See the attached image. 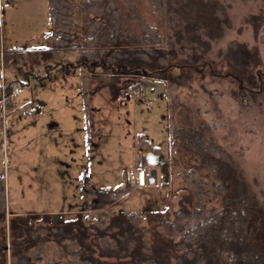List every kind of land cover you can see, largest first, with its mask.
<instances>
[{
	"label": "rangeland",
	"instance_id": "rangeland-1",
	"mask_svg": "<svg viewBox=\"0 0 264 264\" xmlns=\"http://www.w3.org/2000/svg\"><path fill=\"white\" fill-rule=\"evenodd\" d=\"M113 1L130 38H142L141 21H147L159 30L164 47L174 45L172 63L177 67L167 68L163 76L147 75L148 69L115 73L99 68L91 81L87 115L81 87L73 86L75 79L77 85L81 83L80 52L30 49L52 44L40 37L44 30H52L48 1L0 0V95L2 83L12 90L20 88L18 94L9 91L4 106L0 103V174L5 176L7 192L6 224L0 216L3 264H12L15 248L10 223L20 222V216L9 211L33 215L68 208L83 210L87 200L76 178L82 160L91 162L94 188L135 187L102 210L89 206L84 214H63L61 223L79 215L104 212L121 218L139 211L142 215L135 221L143 230V240L159 260L177 264L173 249L162 250L171 239L153 217L164 207L173 215L193 198L191 169L208 171H202L193 155L176 142L172 135L175 127L191 136L211 137L231 155L234 175L238 174L255 195L254 220L259 217L262 224L256 237L264 246V0H165L170 15L159 13L152 0H139L135 11L124 0ZM177 17L178 27L173 20ZM70 30L72 43H83L84 25L77 12ZM47 66L51 68L47 70ZM242 68L250 77L257 71L262 75L261 83L253 86L256 93L241 88L233 77ZM60 78L69 80L68 87L58 83ZM133 84L140 86L139 94L124 98ZM74 116L79 117L75 120ZM78 122L84 127L78 134L53 128L57 123L59 128L66 125L73 129ZM140 134L161 148L166 161L164 165L148 163L143 187L130 179L140 166ZM74 139L81 143L79 150L71 143ZM26 218L31 229L20 240L26 239L31 250L35 228L48 227L44 232L49 244L45 260L51 262L60 238L53 227L60 220L43 214ZM81 225L88 230L92 227L84 220ZM119 230L114 225L111 233ZM94 235L96 232L90 231V236ZM92 250L89 254L95 259L116 260L101 255L93 241Z\"/></svg>",
	"mask_w": 264,
	"mask_h": 264
},
{
	"label": "trees",
	"instance_id": "trees-1",
	"mask_svg": "<svg viewBox=\"0 0 264 264\" xmlns=\"http://www.w3.org/2000/svg\"><path fill=\"white\" fill-rule=\"evenodd\" d=\"M50 22L52 30L46 36L52 43L40 47V52L77 50L81 54L80 67L81 94L84 100V111H90L91 81L99 68L115 73L148 69L151 74L163 76L169 67H177L172 63L175 56L172 43L164 47V40L159 30L142 20L143 37L131 36L124 30L119 20L120 11L113 0H49ZM139 0H124L131 10H137ZM159 13L166 14L165 0H152ZM83 20L84 41L72 43V27L74 13ZM169 15L171 12H167ZM178 27L179 18H174ZM180 28V27H179ZM130 38V39H129ZM134 38V39H133ZM129 39V40H128ZM129 41V42H128ZM1 44V42H0ZM1 46V45H0ZM68 67H66L67 69ZM161 69V70H159ZM247 69H239L233 77L239 86L256 93L253 87L261 83L262 75L252 72L248 76ZM255 80H253V78ZM249 84L251 88L249 87ZM139 94L140 86L131 87ZM262 88V85L258 87ZM10 87L7 92L10 94ZM1 96V95H0ZM172 135L177 143L183 145L193 155L200 169H191L193 198L183 204L171 215L169 207L157 211L155 217L171 239V243L162 250L169 248L175 252L177 264H264V246L256 237L262 225L256 216V198L247 184L236 173L231 155L222 149L215 140L207 136H191L181 128H173ZM140 147V167L148 165V153H161L145 134L137 138ZM233 179V180H232ZM128 184L122 189L91 187L88 178L82 184L83 194L89 199L93 210H102L116 202L134 189ZM6 181L0 174V216L6 224ZM117 218L111 213L99 212L93 215H79L61 223L62 214H54L60 220L53 227L58 247L54 250V259L47 262L49 253L48 239L44 235L48 227L35 228L29 250L21 237H26L31 229L27 218L20 217L17 223H10L11 235L14 237L15 248L12 252V264H166L159 260L156 251L143 239V230L135 219H140L141 212H129ZM134 219V222L133 220ZM82 220L92 224L90 230L81 225ZM117 225L119 232L111 230ZM90 231L96 232L93 237ZM96 244L100 254L115 257L116 260H98L89 252ZM0 264L3 258L0 256Z\"/></svg>",
	"mask_w": 264,
	"mask_h": 264
},
{
	"label": "crops",
	"instance_id": "crops-1",
	"mask_svg": "<svg viewBox=\"0 0 264 264\" xmlns=\"http://www.w3.org/2000/svg\"><path fill=\"white\" fill-rule=\"evenodd\" d=\"M48 1V4H49V11H50V1L49 0H47ZM47 17H48V22H50V14L49 13H47ZM45 32H43L41 35H40V37L43 39V38H45V41H47V42H50L49 40H48V38H47V36H46V34L50 31H48V29H46V30H44ZM2 36L0 35V42L2 43V38H1ZM50 45V44H49ZM49 45H46V46H39V47H31L30 49H32V50H36V51H39L38 50V48H40V47H47V46H49ZM17 49V48H16ZM16 49H14V50H16ZM23 49V48H22ZM26 49V48H25ZM5 50V49H4ZM18 50V49H17ZM24 50V49H23ZM47 53H53V52H47ZM49 68H51V66H47V70H49ZM63 69L64 70H66V72L69 70L68 68L66 69V67H63ZM50 73H48V77H50ZM76 81H77V79H75ZM60 81V82H59ZM58 81V83L59 84H61V86L62 87H64L63 85H65L66 87H68V83H69V80L68 79H66V78H60V80ZM75 81V83H74V88L75 87H81V83L79 84V85H77V82ZM77 85V86H76ZM76 88V89H77ZM80 90H81V88H80ZM66 102H68V101H66ZM69 103V102H68ZM78 117L79 116H74V119L75 120H77L78 119ZM79 119H81V118H79ZM88 120H89V118H88ZM89 122V121H88ZM90 122H91V118H90ZM78 125L76 126V127H74L73 129H72V126H66L65 125V127L64 128H62V127H60L59 128V125L57 124V123H53V128L54 129H60V133H66L65 131L66 130H69L71 133H74V134H78L79 132L81 133L82 132V130L84 129V127H83V125H80V122H78L77 123ZM71 143L73 144V146L76 148V149H80L81 148V143H79V144H77V142H76V140L74 139L73 141H71ZM71 143H70V145H71ZM38 160V159H37ZM76 160V159H75ZM90 163L91 162H88V163H86L84 160H82L81 161V164H80V169H79V173L77 174V180H78V183H79V187H80V192H81V195H83L85 198H86V203H85V207L83 208V210H76V208H68L67 210H61V211H58V212H56V211H52V212H43V213H38V214H29V213H26V212H15V211H9L11 214H12V216H20V217H26V216H35V215H40V214H43V215H54V214H64V215H66V214H84V213H86V209L89 207V204H88V201H89V199L83 194V189H82V184L84 183V179H86V178H88L89 179V181H90V185H91V187H93L92 186V175H91V171H90V169H89V166H90ZM89 164V165H88ZM139 168H141L140 166H139ZM138 168V169H139ZM132 173H134V172H132ZM156 174H154L153 176H155ZM153 180V179H152ZM94 188V187H93ZM96 189V188H95ZM6 197H7V192H6Z\"/></svg>",
	"mask_w": 264,
	"mask_h": 264
},
{
	"label": "built area",
	"instance_id": "built-area-1",
	"mask_svg": "<svg viewBox=\"0 0 264 264\" xmlns=\"http://www.w3.org/2000/svg\"><path fill=\"white\" fill-rule=\"evenodd\" d=\"M3 81V80H2ZM15 94L20 93V88H15L12 90ZM134 93H137L136 91L133 90H128L124 93V98H130ZM7 95L9 96L7 92V88L5 87V84L2 83L1 86V98H0V103L2 106H4L6 103ZM130 179L137 184L138 186H146L148 176H147V171L145 168H139L136 172L132 173L130 176Z\"/></svg>",
	"mask_w": 264,
	"mask_h": 264
},
{
	"label": "water",
	"instance_id": "water-1",
	"mask_svg": "<svg viewBox=\"0 0 264 264\" xmlns=\"http://www.w3.org/2000/svg\"><path fill=\"white\" fill-rule=\"evenodd\" d=\"M146 158L150 165H155L157 163L164 165L166 163L164 157L160 153H149L146 155ZM152 174H156V171H152ZM149 182L154 183L151 177H149Z\"/></svg>",
	"mask_w": 264,
	"mask_h": 264
}]
</instances>
